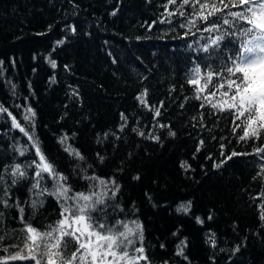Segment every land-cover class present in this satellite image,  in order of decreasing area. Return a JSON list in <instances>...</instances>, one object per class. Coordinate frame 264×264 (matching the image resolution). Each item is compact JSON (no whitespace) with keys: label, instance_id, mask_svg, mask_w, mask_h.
Listing matches in <instances>:
<instances>
[{"label":"trees","instance_id":"obj_1","mask_svg":"<svg viewBox=\"0 0 264 264\" xmlns=\"http://www.w3.org/2000/svg\"><path fill=\"white\" fill-rule=\"evenodd\" d=\"M182 2L0 0V106L7 109L0 112V257L23 248L25 225L47 232L61 219L55 196L30 191L39 160L32 136L73 193H107L92 213L98 222L142 226L134 243L148 260L139 264H264V153L255 151L264 137L240 141L234 113L208 102L223 89L215 97L197 91L208 71L227 78L223 65L238 39L203 47L240 27L223 23L240 9L225 8L205 22L198 6ZM211 21L219 29L203 31ZM197 66L200 83L190 84ZM28 108L35 116L25 120ZM13 117L29 135L13 127ZM69 145L84 159L65 151ZM17 163L25 177L12 176ZM44 177L51 190L52 178ZM89 177L109 182L107 188ZM189 202L188 212L178 211ZM66 242L70 258L77 244Z\"/></svg>","mask_w":264,"mask_h":264},{"label":"snow or ice","instance_id":"obj_2","mask_svg":"<svg viewBox=\"0 0 264 264\" xmlns=\"http://www.w3.org/2000/svg\"><path fill=\"white\" fill-rule=\"evenodd\" d=\"M168 3L175 4L176 0H168ZM190 3L194 10L198 6L199 11L196 12V16L205 22H209L210 17L223 12L225 8L240 9V11L227 13L228 16L232 17V20H223L225 25L232 27H235L237 22H243L240 27L235 31L217 35L210 44H205L203 47V51L208 52L211 47H219L220 42L226 36H233L238 39L239 48L235 51L234 57H230V63L223 65L227 78L225 79L219 71H208L203 79L202 87L198 88L197 91L203 92L209 89L208 95L215 97L217 92L223 89L220 92L221 98L219 100L208 101L211 107L219 111L227 110L234 113L235 120H239L240 123L235 124L233 132L235 133L238 128L242 129L243 134L239 136L240 141L261 139L264 137V0H183L181 7ZM165 8L167 10V5ZM172 14L169 13V15ZM195 23V20H189V24L195 25ZM184 26L181 25V27ZM218 29L219 25L215 21H211V27L205 28L203 31ZM63 42L60 40L57 41V44ZM51 65L55 68V61H51ZM193 72L194 77L189 80V83L199 84L200 67L194 68ZM216 77H219V83L215 82ZM211 88H215L216 91H210ZM196 98L200 99V96L197 95ZM137 99L142 104L145 103L143 94ZM205 99L207 100V97ZM201 107H204V104H201ZM6 111L7 109L0 106V112ZM27 112L29 115L24 116L25 120H30L35 116V112L31 108H28ZM159 114V110H156V115ZM121 119H124L123 114H121ZM12 124L26 136L29 135L15 117L12 119ZM170 135H174V133L170 132ZM29 139L32 141V147L35 148L39 158L38 162L33 161L37 170L35 183L32 184L30 191L38 190L36 194L41 196L44 194L55 196L62 205L61 219L47 232H40L31 225H25L27 236L23 248L14 254L10 253L6 257H0V264H8L9 261H33L34 264H139L140 261L147 262L148 258L144 248L135 247L134 243L135 236L139 235L142 238V226L135 220L130 222L117 221L114 225L98 222L92 213L98 210V205L106 204L105 196L107 193H73L72 188L67 184L68 178L59 173L54 164L47 159L39 142L32 136H29ZM67 139L68 137L65 136L60 142L65 143ZM24 151L26 149L20 150V154L23 155ZM65 151L81 160L84 159L80 152L70 145L65 147ZM255 151L258 154L264 153V146L257 147ZM235 155L238 153L233 152L232 156ZM181 166L184 167L185 165L182 164ZM45 173L53 180L51 190L42 186L41 182L45 178ZM12 176L14 178L26 176V172L22 170L19 163L12 168ZM2 179L3 177H0V180ZM88 179L98 180L99 185L103 188H107L109 183L98 177H89ZM12 183L15 184L16 179H13ZM110 183L115 184V181ZM112 195L114 196L115 192ZM3 202L7 204V201ZM36 203L37 201H33L34 207ZM190 208L191 203L189 202L187 205L182 204L178 211L188 212ZM261 219L264 220V211L261 213ZM197 223L202 224L203 221L197 217ZM69 237L75 240L77 244L70 258L66 257L63 251L67 247L66 238ZM0 239L3 238L0 237ZM183 243L181 241V244ZM212 243L215 244L214 239ZM25 249L27 254H23ZM177 254L183 255L179 245Z\"/></svg>","mask_w":264,"mask_h":264}]
</instances>
